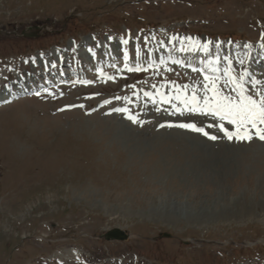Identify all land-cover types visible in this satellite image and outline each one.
Segmentation results:
<instances>
[{
	"label": "rangeland",
	"instance_id": "1",
	"mask_svg": "<svg viewBox=\"0 0 264 264\" xmlns=\"http://www.w3.org/2000/svg\"><path fill=\"white\" fill-rule=\"evenodd\" d=\"M103 43L119 61L122 49L123 60L160 57L124 85L0 107V264H60L70 249L61 264H264V124L213 144L176 126L200 120L186 103L205 84L236 100L241 88L264 95L242 51L264 49V0H0V91L36 86L57 56L89 73ZM196 44L211 45L202 62L225 77L172 70ZM123 92L137 93L146 121L100 106ZM114 229L127 239L102 238Z\"/></svg>",
	"mask_w": 264,
	"mask_h": 264
},
{
	"label": "snow or ice",
	"instance_id": "2",
	"mask_svg": "<svg viewBox=\"0 0 264 264\" xmlns=\"http://www.w3.org/2000/svg\"><path fill=\"white\" fill-rule=\"evenodd\" d=\"M136 70L139 71V68ZM227 74L228 73H226V75ZM205 79L207 80L208 77H205ZM232 79L233 83H235V79ZM241 79H243L242 76ZM204 87L206 91L211 90L213 93L211 98H209L207 95L204 97V106L208 110V113L213 116H218L221 120L226 119L229 124L236 125L237 132L235 135L237 139L249 140L252 138L250 135H248L246 130L243 134H241L240 130L243 126L250 124L255 128L257 123L264 124V95H260L258 93L260 98L257 100L251 95H245L244 90L241 88L240 92L238 93L239 99L236 100L230 96H222L214 83L211 85L210 89L208 84H205ZM191 103L193 104V107L189 108V111H203L199 108V102L195 96L192 97ZM116 111H120V109H116ZM179 127L192 128L195 131L203 132V129L196 128L193 124H181ZM220 129L221 131L225 132V135L229 139H232L233 134L229 133L223 127V125H220ZM203 134L208 135L206 132ZM256 134L259 139L264 140V129H258ZM209 138L216 139L214 136Z\"/></svg>",
	"mask_w": 264,
	"mask_h": 264
},
{
	"label": "bare ground",
	"instance_id": "3",
	"mask_svg": "<svg viewBox=\"0 0 264 264\" xmlns=\"http://www.w3.org/2000/svg\"><path fill=\"white\" fill-rule=\"evenodd\" d=\"M193 45V44H192ZM79 48V47H78ZM102 49H107V46L105 45V43H103V45H102ZM114 50H116V47H114ZM98 51V50H97ZM117 51V50H116ZM114 52V53H117V52ZM106 54V53H105ZM102 55V54H101ZM114 56V55H113ZM103 57H104V55H103ZM66 60H67V58L66 59H64V60H61V64H62V66L63 67H65L66 65H67V63H66ZM105 61V59L104 58H102V60L101 61H98V62H100V63H103ZM51 63H54L53 62V59H50V65H51ZM82 63H84V62H81V65H83ZM86 64H88V62H86ZM86 64H85V66H86ZM53 65V64H52ZM100 65V64H99ZM50 67H52V66H50ZM40 69V68H39ZM53 69V68H52ZM54 69H56V68H54ZM42 70V69H41ZM50 72V71H49ZM57 71H55L54 73H52L53 75V77H57V73H56ZM51 73V72H50ZM49 75V73H46V76H48ZM41 76H43V75H41ZM27 80V79H26ZM20 83V82H19ZM25 83V82H24ZM23 84V83H22ZM27 84V83H26ZM9 89H11V88H9ZM216 122V125L217 126H220V125H223V124H220L221 122L219 121V120H217V121H215ZM231 126H228V127H225V129L226 130H228V131H230V128ZM215 137H217V136H215ZM60 254V253H59ZM62 258H61V257ZM76 256V254L72 251V250H67L66 252H63V254H60L59 256L56 254L54 257H57L58 258V260H60V264L62 263L61 261H62V259H64V261H70L71 259H74V257ZM61 259H60V258ZM66 259H68V260H66ZM57 264H59V263H57Z\"/></svg>",
	"mask_w": 264,
	"mask_h": 264
},
{
	"label": "water",
	"instance_id": "4",
	"mask_svg": "<svg viewBox=\"0 0 264 264\" xmlns=\"http://www.w3.org/2000/svg\"><path fill=\"white\" fill-rule=\"evenodd\" d=\"M164 236L169 237L166 235ZM102 238L105 241H124L127 239V235L124 232L120 231L119 229H114L104 234Z\"/></svg>",
	"mask_w": 264,
	"mask_h": 264
}]
</instances>
